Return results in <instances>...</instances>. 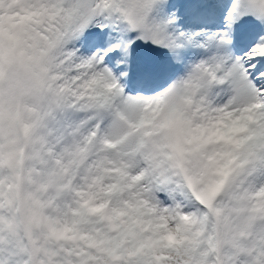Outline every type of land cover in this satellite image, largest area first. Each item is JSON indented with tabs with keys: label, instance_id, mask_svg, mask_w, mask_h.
I'll return each instance as SVG.
<instances>
[{
	"label": "snow or ice",
	"instance_id": "snow-or-ice-1",
	"mask_svg": "<svg viewBox=\"0 0 264 264\" xmlns=\"http://www.w3.org/2000/svg\"><path fill=\"white\" fill-rule=\"evenodd\" d=\"M0 264H264V0H0Z\"/></svg>",
	"mask_w": 264,
	"mask_h": 264
}]
</instances>
